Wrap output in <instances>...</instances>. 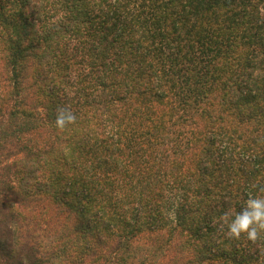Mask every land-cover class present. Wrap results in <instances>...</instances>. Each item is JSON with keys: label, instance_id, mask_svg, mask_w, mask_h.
Segmentation results:
<instances>
[{"label": "trees", "instance_id": "obj_1", "mask_svg": "<svg viewBox=\"0 0 264 264\" xmlns=\"http://www.w3.org/2000/svg\"><path fill=\"white\" fill-rule=\"evenodd\" d=\"M262 190L264 0H0V264H264Z\"/></svg>", "mask_w": 264, "mask_h": 264}, {"label": "clouds", "instance_id": "obj_2", "mask_svg": "<svg viewBox=\"0 0 264 264\" xmlns=\"http://www.w3.org/2000/svg\"><path fill=\"white\" fill-rule=\"evenodd\" d=\"M75 121L76 116L69 108H57L55 125L58 131H64ZM216 226L230 239L239 240L244 235L248 240L255 242L264 232V196L249 198L246 205L234 215L225 212L216 221Z\"/></svg>", "mask_w": 264, "mask_h": 264}]
</instances>
